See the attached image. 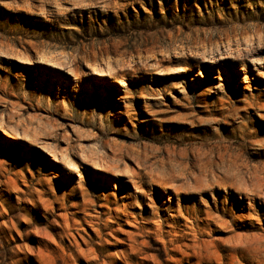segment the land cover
Instances as JSON below:
<instances>
[{"label":"rangeland","instance_id":"1","mask_svg":"<svg viewBox=\"0 0 264 264\" xmlns=\"http://www.w3.org/2000/svg\"><path fill=\"white\" fill-rule=\"evenodd\" d=\"M0 264H264V0H0Z\"/></svg>","mask_w":264,"mask_h":264},{"label":"snow or ice","instance_id":"2","mask_svg":"<svg viewBox=\"0 0 264 264\" xmlns=\"http://www.w3.org/2000/svg\"><path fill=\"white\" fill-rule=\"evenodd\" d=\"M241 255H244L243 253Z\"/></svg>","mask_w":264,"mask_h":264}]
</instances>
